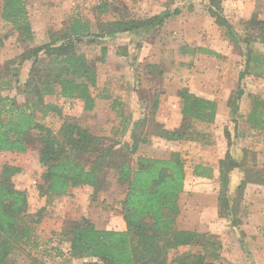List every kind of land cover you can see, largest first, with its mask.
Here are the masks:
<instances>
[{"label":"trees","instance_id":"obj_1","mask_svg":"<svg viewBox=\"0 0 264 264\" xmlns=\"http://www.w3.org/2000/svg\"><path fill=\"white\" fill-rule=\"evenodd\" d=\"M202 1L224 38L244 56L236 90L227 100L232 121L237 125L238 105L244 94V78L249 75L264 76V53L256 47L264 45V19L253 13L243 22L240 34L224 14L222 0ZM111 4L109 0H100L94 6L96 13L102 15L109 12ZM179 13L180 9L175 7L144 18L105 21L98 24L96 32L91 30L88 22L73 17L65 30L50 31L47 42L29 47L19 55V62L32 59L27 78L20 88L26 96L23 104L9 94H4V91L18 83L15 70L9 69V64L14 60H8L4 69L0 67V152L25 153L30 145L28 134L36 131L35 137L41 142L39 163L44 168L40 193L48 197L63 196L72 188L87 185L93 188L91 196L94 197L106 184L103 176L109 169L114 170L119 183L126 185V193L119 202L125 230L100 229L87 217H81L69 221L62 231V237L69 243V256L80 260L79 264H214L219 260L221 243L215 234L180 229L176 225L178 199L185 179L182 153L172 149L166 158L139 156L136 163L131 164L139 145L150 143L147 136H157L176 143L197 138L191 135L193 123L213 122L216 112L214 101L181 87L178 91L181 125L172 128L155 120L158 98L154 95L149 117L135 120L129 134L130 141L121 144L108 137L109 143L103 144L102 137L82 127L73 116L63 114L61 106L44 101L46 95L57 94L68 101L79 99L84 111L92 110L94 97L90 94V88L96 85V70L94 63L79 51L78 46L83 42H97L104 37L115 38L119 33H128L134 40V36L159 29L166 19ZM0 17L17 30L20 41L29 43L32 40L25 0H1ZM5 37L0 33V45ZM100 51L102 60L107 53L106 46H101ZM181 52H200L220 57L218 52L204 47L184 45ZM150 66L154 68L157 65ZM162 73L159 70L158 74ZM252 106L246 119L254 127L263 129L264 100L253 97ZM51 113L61 120L56 130L43 121ZM145 123H149V129L143 132ZM224 133L230 139L229 132L225 130ZM242 152L241 158H235L227 151L224 158L219 160V213L229 219L234 228L237 222L235 210L240 199L238 201L235 196L230 200L226 193L230 171L244 167L248 175L250 173L252 178H257L255 182L264 184L260 172L251 173L246 164L245 153L252 152ZM253 158L251 161L255 160ZM18 172L20 168L9 164H4L0 171V264L11 263L13 250L31 238L34 228L32 223L39 222L41 217L38 213L36 218H32L27 212V193L11 179ZM193 175L212 176L210 168L201 165L194 166ZM243 186L244 180H240L235 186L236 192ZM240 243L245 248L242 239ZM188 246H199L202 252L189 249L178 251L179 247ZM29 264L43 263L32 258Z\"/></svg>","mask_w":264,"mask_h":264},{"label":"rangeland","instance_id":"obj_2","mask_svg":"<svg viewBox=\"0 0 264 264\" xmlns=\"http://www.w3.org/2000/svg\"><path fill=\"white\" fill-rule=\"evenodd\" d=\"M109 1L112 2L111 10L98 15L94 6L100 0H25L33 33L29 43L20 41L17 30L0 17V33L6 35L0 45V67L4 69L8 60H14L9 64V69L15 70L18 79V83L13 88L4 91V94H9L18 103L23 104L26 96L20 88L27 78L32 59L19 62V55L29 47L47 42L50 31L65 30L73 17L88 22L92 27L91 30L96 32L101 22L127 17L144 18L168 8L172 10L175 7L180 9L179 14L166 19L159 29H154L145 35L134 36V40L128 33H119L115 38L104 37L97 42H83L78 46L79 51L94 63V70H96V85L90 88V94L97 102L93 110L84 111L81 100L68 101L57 94L46 95L44 101L61 106L63 114L73 116L82 127L102 137L103 144L109 143L108 138L119 141L121 144V142H129L124 141L128 139L126 132L131 130L135 120L143 116L149 117L153 97L160 95V89L164 85L173 86V89L186 87L194 94H202L207 98L219 93L223 97H228L236 89L244 56L238 52L234 44L224 38L221 29L208 15L202 0ZM221 4L224 14L240 34L243 31V22L249 19L251 14L255 13L264 19V0H222ZM184 45L207 47L218 52L220 57L200 52L185 54L181 52V47ZM101 46L107 48V53L102 60L100 59ZM256 47L264 53V45H256ZM123 51L125 53L121 54ZM152 64L157 66L153 68L150 66ZM159 70L163 72L161 75L158 74ZM243 87L246 94L251 91L264 98V76H246L243 80ZM244 100L249 105L247 98ZM245 102V107H247ZM125 117L128 118L127 121ZM43 121L54 130L61 124L60 118L55 113L49 114ZM122 122L124 132L119 131ZM179 122L180 120L177 124ZM194 123L196 124L193 129L209 134L207 144L199 143L200 145L196 147H190L188 139L176 143L151 135L147 136L150 143H146L142 153H152L154 149L160 151L161 154L168 155L170 150L180 145V152L184 153L182 156L185 159L187 171L190 172L197 159L194 152L206 150L209 157L216 158L219 154L216 141L223 136L227 142L229 140V146L232 143V146H228L227 149L232 152V156L235 158L243 156L244 153L240 150L242 147L238 145L239 138L236 137V134L241 133H237L235 129L238 132L251 133L247 130L244 118H237V125H234L231 116L217 123L196 121ZM148 125L149 123H145L143 132L149 129ZM163 125L175 128L173 123L168 124L167 122ZM225 130L229 132L230 139L226 138ZM35 134L36 131L28 134L30 145L25 153L0 152V171L4 164L20 168V172L15 173L11 179L26 191L27 212L30 217L36 218L38 213L41 215L39 222L32 223L34 228L31 238L15 247L9 262L10 264H29L32 258H36V261L43 264H79L80 260L69 256V243L62 237V231L69 221L78 220L81 217H87L97 226L102 222H105V225L110 221L113 222L118 217L116 211L119 210V198L123 194L124 184L119 183L114 170L109 169L103 176L106 184L96 192L94 197L91 196L93 188L87 185L78 186V190L74 192L72 188L67 195L63 196L48 197L40 193L42 192L44 168L39 163L41 142L36 139ZM253 136L252 141L254 142L256 138L255 135ZM199 141L202 142V140ZM195 143L198 144V141ZM142 144L145 143L140 145ZM245 155L246 164L251 173L260 172V178H263L264 169L254 164L256 160L251 161L254 155L252 153H245ZM134 158L135 155L132 160ZM244 170V167L239 170L241 172L239 179L244 180V186L241 190L233 192L238 201L242 200L246 181L257 180ZM220 189L219 180L211 182L208 194L217 195L218 198L217 193ZM229 199L232 200L233 197L229 196ZM240 201L235 210L236 220H239L237 215L239 216L242 211ZM209 203L210 200H208L207 209L214 211L215 206ZM221 217L225 221L221 219L218 227L228 226L231 230L223 228L220 235L215 234L226 240L224 243L227 247L223 250V255L220 253L221 248L218 250L219 260L214 264H254L246 247L242 248L240 239L243 240L244 246L245 239L247 241L252 239L258 243L257 235L244 232L240 228L242 224L239 227L235 224L234 228L229 219ZM181 225L184 226V223ZM188 249L194 252L201 251L199 246L188 247ZM178 251L181 252L184 249L179 248Z\"/></svg>","mask_w":264,"mask_h":264},{"label":"crops","instance_id":"obj_3","mask_svg":"<svg viewBox=\"0 0 264 264\" xmlns=\"http://www.w3.org/2000/svg\"><path fill=\"white\" fill-rule=\"evenodd\" d=\"M196 47H203V46H196ZM166 88L170 90L167 91L165 90ZM180 88L181 87H175L173 89V86L166 87L164 85L160 89L161 93L159 96L157 95L158 103H157L156 112L154 114L155 120L158 123H162V124L167 122L168 124L173 123L175 125L174 126L175 128H178L180 126L182 120L181 100L178 96V91ZM232 94H230L228 97H223L219 93L211 98H207L202 94H197V95L203 96L215 102L216 112L214 115L213 122L217 123L218 121H224L225 117L228 119L229 116H231L232 119L230 109L227 106V100ZM253 97H258L259 99L264 100L263 97H259L258 95H255L251 91L246 94L244 88V94L240 98L238 105L239 117L237 118L240 117L244 118L246 122L247 130L248 131L250 130L251 133L246 134L243 132H238V130L235 129L237 133H241L240 135L236 134V137L239 138L238 141L239 147H242L240 150L241 151L250 150L254 155V159L256 160L254 164L255 165L257 164L258 168L264 169V128L258 129L254 127L252 124H250L246 119L253 107L252 106ZM245 98H247V100L250 102L249 105L247 104V102H245L244 100ZM244 102L246 103L247 107H245ZM95 104L97 105L96 100L94 101V105ZM127 119L128 118L125 117V121H127ZM179 120L180 122L179 124H177ZM199 122L201 123L203 121H199ZM205 123H209V122H205ZM195 124L196 123H193V126H195ZM193 128H192L193 134L191 135H194L195 137L197 136V138L188 139V146L196 147V145H200L199 143L207 144L208 143L207 137L209 136V134L207 132L198 131V129H193ZM119 131L120 132L125 131L123 122L120 126ZM127 134H128V139H130L129 138L130 131L126 132V136ZM253 135H255L256 138L254 142L252 141ZM128 139H125L124 141H130ZM199 140H202V142H200ZM197 141L198 144L195 143ZM146 145L147 144L139 145L138 150L134 154L135 158L131 162L132 165L136 163L139 156H147L151 158L168 157V155H166L165 153L161 154L160 151L154 149L152 150V153H148V154H146L145 152L142 153V150L145 149L144 146ZM216 145L219 152V154L216 155V158L209 157L206 150H197V152H194V155L197 156L196 157L197 159L195 160L194 165L191 168L190 172L187 171V167L184 159V169H185L184 187L178 199L179 213L176 217V225L180 229L195 230L198 232H211L216 235H220L223 228L231 230V228L228 226H223V228L218 227V223L220 222V220L221 219L224 220V219L220 216L219 213L217 195L208 194V192L210 191L211 182L218 181L219 178V160L224 158L226 152L228 151L227 149L232 146V143L230 144L231 146L228 147L226 139L223 136H220V138L216 141ZM182 148L185 149L183 145ZM176 149L180 151V145H178ZM230 153L232 154V152ZM195 165L209 167L212 176L211 177L194 176L193 168ZM229 174H230V180L228 184L227 193L228 196L234 198L233 192L236 191L235 186L238 184V181H240L239 177L241 175V172L239 171V169L235 168L231 170ZM123 187H124L123 194L119 198L120 199L119 202L123 199L126 193V185L124 184ZM72 190L74 192L77 191L78 188L76 187ZM242 193H243L242 200L240 201L242 202V207H241L242 211L239 214V216L237 215L240 221L237 220L236 224L238 227L240 226V224H242L240 228L244 230V232L247 231V232H251L250 234L255 233L257 235L258 243L254 242L252 239H250V241H247L245 239L244 243L247 251L251 254L250 256H252V260L254 261V264H264V184L255 181H248L246 182V187L244 188V192ZM208 200H210L209 204H211V206H215L216 209L214 211L207 209ZM116 214L118 215V217H116V219L113 220V222L110 221L107 225L104 224L105 222H102V224L99 226H97L94 223L93 224L95 225V227L100 229H108V230L113 229L120 231L125 230L126 224L123 220L122 214L120 213L119 210L116 211ZM181 223H184V226H182ZM261 238H263V240H261ZM217 239L220 241L222 245L220 253L221 255H223V250L227 247V244L225 245L224 243V241L226 240L223 239L221 236L220 237L217 236ZM188 247H179V248L186 250L188 249Z\"/></svg>","mask_w":264,"mask_h":264}]
</instances>
